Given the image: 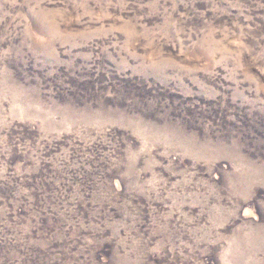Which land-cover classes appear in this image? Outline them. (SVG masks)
Returning a JSON list of instances; mask_svg holds the SVG:
<instances>
[{
  "label": "rangeland",
  "instance_id": "374dc122",
  "mask_svg": "<svg viewBox=\"0 0 264 264\" xmlns=\"http://www.w3.org/2000/svg\"><path fill=\"white\" fill-rule=\"evenodd\" d=\"M0 264H264V0H0Z\"/></svg>",
  "mask_w": 264,
  "mask_h": 264
}]
</instances>
